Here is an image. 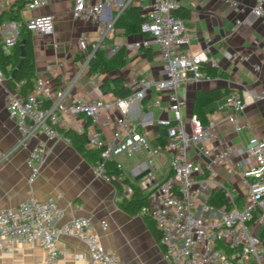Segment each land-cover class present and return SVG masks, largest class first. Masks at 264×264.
Listing matches in <instances>:
<instances>
[{
    "label": "built area",
    "instance_id": "2783aa9c",
    "mask_svg": "<svg viewBox=\"0 0 264 264\" xmlns=\"http://www.w3.org/2000/svg\"><path fill=\"white\" fill-rule=\"evenodd\" d=\"M228 2L238 7L237 2ZM46 3L48 0H29L26 6L37 8ZM110 4L116 7V13L107 17L106 7ZM130 5L141 7L146 16L142 29L149 35L129 47L157 45L164 64V77L134 78L127 83L130 94L114 100L71 96L76 79L57 89L50 79L37 76L26 95L6 89L9 114L22 133L20 143L37 139L27 157L29 182L38 178L46 161V142L40 138L41 133L48 139L69 143L71 138L63 129L85 132L87 146L99 153L95 175L108 181L111 177L106 163L115 160L122 169L118 160L121 154L132 156L146 151L151 167L155 157L164 151L170 152L164 178L146 192L147 201L140 210L154 219L167 263L264 264V137L252 136L247 147L236 149L217 137L215 122L204 123L197 114H192L190 129H187L183 116L187 100L181 87L186 81L209 78L202 69L208 60L209 47L195 54L185 51L194 34L187 29L184 17L176 13L180 8L177 0H100L95 3L76 0L73 15L103 23L104 37ZM252 13L264 21V0H257ZM241 22L237 20V25ZM23 25L31 32L53 35L55 16L31 17ZM0 30L8 33L2 46L9 50L20 35V22H0ZM92 54L88 55L84 67L88 66ZM8 81L0 70V83ZM153 91L166 94L168 109L173 114L171 118L158 119V124L166 128L167 139L163 146L153 144L151 131L141 127L131 113L134 103L149 97ZM257 99L264 100V89L245 93L234 90L225 95L223 107L231 110L227 119L234 123L236 131L243 128L237 114L244 111L250 100ZM154 105H161L159 97ZM108 128H112V132L105 136L104 129ZM213 139H217L213 146L205 144ZM242 154L245 157L232 162L230 169L239 174L243 186L242 191L236 192L228 182L217 178V168L228 166L235 156ZM118 180L124 183L125 175L122 173ZM147 184L142 182L145 187ZM127 192L133 193L131 185L127 186ZM62 196L55 193L38 198L31 194L17 207L0 209V251L12 253L17 243L38 245L46 251L43 264H58V241L62 235H70L86 244L87 255L81 253L78 257L88 264H121L116 254L105 250L90 217H73L59 224L64 218L60 206ZM220 196L224 199L222 202ZM101 226L106 229L108 222L103 220Z\"/></svg>",
    "mask_w": 264,
    "mask_h": 264
},
{
    "label": "crops",
    "instance_id": "0c3cea01",
    "mask_svg": "<svg viewBox=\"0 0 264 264\" xmlns=\"http://www.w3.org/2000/svg\"><path fill=\"white\" fill-rule=\"evenodd\" d=\"M25 1L29 0H0V14H4L3 18L17 15L20 30L31 17L45 14L55 16L53 35L32 32L37 76L50 79L55 88L65 87L76 79L71 96L114 100L117 96L101 87L105 78L121 76L127 87L129 81L141 76L164 77V64L157 45L148 48L129 47L144 37L141 32L127 33L113 25L107 35L102 37L106 28L103 23L74 17L76 0H48V3L37 8H28ZM98 1L87 0V3ZM177 1L180 9L190 12L189 17L184 19L187 29L194 34L184 48L185 51L195 54L209 47L208 60L203 63L209 78L198 82L186 81L181 87V93L187 100L183 109L187 129H190L192 114H197L196 106L201 104L208 122L216 123L218 138L236 149L247 147L252 136L264 137V100H250L244 111L237 114L238 123L243 125L239 131L227 119L231 110L224 108L223 103L225 95L231 91L245 93L248 90L261 92L264 89V21L252 13L257 0H230L237 2L238 7L231 5L228 0ZM106 12V16L111 17L115 15L116 7L113 4L107 5ZM239 19L242 22L237 25ZM12 20L0 22L5 24ZM7 34V31L0 30L2 45ZM121 46L126 47L129 57L126 65L111 73L96 76L90 75L89 66L84 67L88 55L97 48L109 58ZM11 51L12 48L5 50L7 53ZM8 88L20 93L9 81L0 83V209L17 207L31 194L43 198L62 193L60 206L64 210V218L59 224L73 217H90L105 250L116 254L121 264H168L161 240L150 230L144 214L141 211H126L121 203L131 196L127 192L130 182L145 188L147 192L162 180L171 153L162 152L154 158L151 167L146 151H139L132 156L121 154L118 157L123 167L121 170L130 182L116 183L95 175L97 159L89 160L71 142L54 141L41 133L40 138L46 142V161L41 174L30 183L27 157L37 139L20 143L21 130L8 110ZM213 89H221L222 96L204 104L201 98L203 91ZM227 89L229 92L224 93ZM158 97L161 99L160 106L154 105ZM168 106L166 94L157 91L132 106L133 119L151 131L154 145H160L163 140L160 130L166 131L164 126L158 124V119L173 116ZM111 132L112 128L104 129L105 136ZM216 142L217 139H213L205 144L213 146ZM86 147L96 151L89 148L87 143ZM121 156L129 160L136 156L137 159L125 167ZM244 157L245 154L235 156L228 166L217 168V178L228 182L236 192L242 191L243 186L239 174L230 169L232 162ZM147 169L149 172L146 175L136 179ZM143 181L148 182L147 187L142 185ZM103 220L108 222L106 229L101 226ZM58 251V264H88L78 257L81 253L87 255V246L78 237L62 235L58 241ZM45 256V249L38 245L17 243L12 253L0 251V264H43Z\"/></svg>",
    "mask_w": 264,
    "mask_h": 264
},
{
    "label": "trees",
    "instance_id": "16d2710c",
    "mask_svg": "<svg viewBox=\"0 0 264 264\" xmlns=\"http://www.w3.org/2000/svg\"><path fill=\"white\" fill-rule=\"evenodd\" d=\"M26 3V1H25ZM23 3V5L25 4ZM141 7L138 5H130L128 6L118 17L116 20L114 27L123 29L127 33L141 32L143 36H148L149 33L143 31L142 23L145 21L146 16L141 12ZM177 14L182 17H189L190 12L188 10L178 9L176 11ZM4 14H0V21H5L7 19L18 20L19 17L17 15H10L7 18H3ZM24 41V49L25 56L23 57V63L17 69L14 76H12L13 71L18 67L21 59H22V51L20 45ZM129 60L128 54L126 52V47L121 46L117 48L114 54L106 58L104 52L97 48L92 54L88 66L89 72L91 76H96L102 73H111L116 68L122 67L127 64ZM0 68L3 70L2 72L9 78L10 84L17 88L21 94L26 95L33 88L34 80L37 77L36 66L34 61V52L32 46V32L27 29L25 25L20 31V35L16 40V43L12 47V51L10 53L5 52L2 47V43L0 41ZM208 74V71L205 67H202ZM101 87L104 90H107L114 94L117 97H126L130 94V90L125 86V79L121 76L114 78H105L101 82ZM229 92L227 89L224 93ZM221 89H213L203 91L202 102L204 104L208 103L211 100L218 99L222 96ZM196 113L203 119L204 123H207L208 120L203 114V110L201 104L196 106ZM88 124V121H87ZM64 134L68 135L71 138V143L73 146L80 151L85 157L89 160L93 161L98 158V151L89 150L86 147L87 136L85 132H79L72 128H66L62 130ZM160 136L163 139L160 145H165L167 135L166 131L161 129ZM107 172L111 177V181L116 183H121L118 180V176H120L123 171L117 167V163L115 160H110L106 163ZM125 182H130L126 177ZM133 187V193L130 197H127L122 203L121 206L126 211L131 213H138L141 207L147 201L146 189L137 185L136 183L130 182ZM221 195V194H218ZM224 199L220 196L219 201L222 202ZM145 220L152 231V233L156 236V238L160 241L161 236L159 229L157 228L154 219L149 214H144Z\"/></svg>",
    "mask_w": 264,
    "mask_h": 264
},
{
    "label": "water",
    "instance_id": "95a60500",
    "mask_svg": "<svg viewBox=\"0 0 264 264\" xmlns=\"http://www.w3.org/2000/svg\"><path fill=\"white\" fill-rule=\"evenodd\" d=\"M20 48H21V51H22V53H21V55H22V59H21L19 65H18V67L13 71L12 76L15 75L17 69H18V68L21 66V64L23 63V57L25 56L24 41H22V43H21V45H20ZM148 172H149V169H147L146 171H144V172H142L141 174H139V175L136 177V179H139V178L143 177V176L146 175Z\"/></svg>",
    "mask_w": 264,
    "mask_h": 264
},
{
    "label": "rangeland",
    "instance_id": "374dc122",
    "mask_svg": "<svg viewBox=\"0 0 264 264\" xmlns=\"http://www.w3.org/2000/svg\"><path fill=\"white\" fill-rule=\"evenodd\" d=\"M120 159L123 162V164L125 165V167H127L130 161H133V160L135 161L137 158H136V156H134V157H132L131 160H129L126 157L121 156Z\"/></svg>",
    "mask_w": 264,
    "mask_h": 264
}]
</instances>
